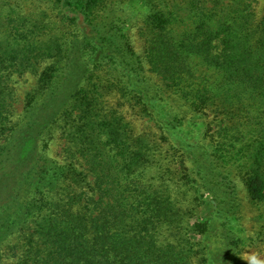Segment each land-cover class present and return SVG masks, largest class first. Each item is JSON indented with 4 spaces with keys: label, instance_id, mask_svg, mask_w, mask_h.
<instances>
[{
    "label": "trees",
    "instance_id": "obj_1",
    "mask_svg": "<svg viewBox=\"0 0 264 264\" xmlns=\"http://www.w3.org/2000/svg\"><path fill=\"white\" fill-rule=\"evenodd\" d=\"M117 1L0 0V264H244L236 179L264 204V14L249 0H135L164 86L151 94ZM25 75L37 83L14 119ZM113 90L181 154L180 184L212 208L202 223L168 172L149 174L157 147L106 105Z\"/></svg>",
    "mask_w": 264,
    "mask_h": 264
},
{
    "label": "rangeland",
    "instance_id": "obj_2",
    "mask_svg": "<svg viewBox=\"0 0 264 264\" xmlns=\"http://www.w3.org/2000/svg\"><path fill=\"white\" fill-rule=\"evenodd\" d=\"M117 1V0H116ZM252 4L256 16L259 18L264 14V0H249ZM118 9L121 12L118 13L120 16L123 15V24H121V29L127 37L128 45L131 51L140 58L139 68L141 69V74L146 79L147 86H149L150 93L163 92L164 86L160 82L159 78L148 72V67L143 59V54L145 50V40L143 37L144 26L142 23V17L144 9L140 2L135 0L117 1ZM39 7H42L40 5ZM15 87L17 89L18 101L16 102V116L14 119L22 114L23 110V98L26 92L31 91L36 85V78L33 75H25L22 78L14 79ZM109 92V91H108ZM106 105L109 108L116 109L129 123L134 135L136 136H146L152 141L157 149L155 150L154 161L152 162L149 174L155 175V171L159 168L162 172H168L170 179L175 180V187L171 184L172 197L177 203L183 207V209L189 210V214L192 215L190 218V223H202L204 220L209 218L212 214V208L208 203H203L201 205L193 199V191H191L190 185L182 186L180 184L183 182L184 175L186 171H182L181 174V160L183 157L180 153L169 149L170 146L162 141L159 137L160 134L154 124V122L144 116L141 110L136 106H128L121 104L118 99V93L116 90L107 93L104 98ZM195 122H201V120H196ZM200 131L197 136V140H203L204 134ZM61 145H59L57 140H54L49 144L50 154L53 156L59 153ZM236 179L238 194L240 199V211H239V222H238V235L242 238L241 243H239L240 257L244 264H252V258L255 257L258 264H264V204L251 203L250 199L247 197L243 185ZM186 182V181H184ZM200 184V182H198ZM184 184V183H183ZM208 194L204 195V198H208ZM166 234L160 237H166ZM189 241L192 244L200 242V236L197 234H189ZM215 248H219L222 244L219 238H214L211 240ZM201 257L196 254L192 258V264H200Z\"/></svg>",
    "mask_w": 264,
    "mask_h": 264
},
{
    "label": "clouds",
    "instance_id": "obj_3",
    "mask_svg": "<svg viewBox=\"0 0 264 264\" xmlns=\"http://www.w3.org/2000/svg\"><path fill=\"white\" fill-rule=\"evenodd\" d=\"M252 264H258V262L256 261L255 257L252 258Z\"/></svg>",
    "mask_w": 264,
    "mask_h": 264
}]
</instances>
